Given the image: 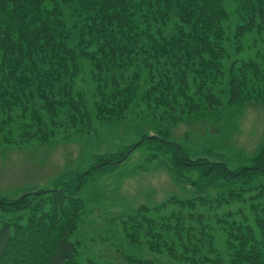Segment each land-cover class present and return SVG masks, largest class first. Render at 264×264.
I'll use <instances>...</instances> for the list:
<instances>
[{"label": "trees", "instance_id": "16d2710c", "mask_svg": "<svg viewBox=\"0 0 264 264\" xmlns=\"http://www.w3.org/2000/svg\"><path fill=\"white\" fill-rule=\"evenodd\" d=\"M231 1L235 41L264 29V0ZM228 22L225 0H0V144L49 143L59 130L69 138L73 130L89 132L95 119L114 125L158 107L176 125L219 110L224 90L227 105L264 99V58L231 60ZM187 140L148 132L125 151L96 153L71 181L17 198L0 194V264H98L80 263V242L71 239L84 212L79 191L90 174L112 171L143 143L154 150L149 161L167 160L177 178L195 170L205 189H222L226 194L215 195L219 207L250 193L251 218L231 220L237 208L223 211L227 239L218 252L206 239L214 217L207 198H170L140 205L121 222L129 240L140 242L142 235L149 249L193 262L264 264V142L240 154L232 169L191 153ZM153 262L132 258L130 264Z\"/></svg>", "mask_w": 264, "mask_h": 264}, {"label": "rangeland", "instance_id": "374dc122", "mask_svg": "<svg viewBox=\"0 0 264 264\" xmlns=\"http://www.w3.org/2000/svg\"><path fill=\"white\" fill-rule=\"evenodd\" d=\"M225 5L229 11L231 32L226 45L231 60L255 58L261 61L264 58V29L255 27L246 31L238 42L235 41L232 35L236 17L231 12L232 1L225 0ZM227 79L226 73L223 80L227 82ZM227 97L228 92L224 90V104L219 110L195 113V117L181 119L176 125H173V115L162 112L163 108L158 107L156 112L126 115L114 125L95 119L89 132L73 130L69 138L63 137L67 132L59 130L49 143L41 144L34 139L3 142L0 144V194L17 198L29 191L54 188L56 182L71 181L79 172L89 168L96 153L125 151L148 132L161 134L166 139L181 140L187 136L191 153L208 156L212 160L221 159L234 169L241 160L240 154H251L264 142V99L227 105ZM173 126L176 127L171 130ZM167 132L175 137L170 133L164 135ZM147 145L134 146V150L129 149L128 157L112 171L90 174L82 184L79 195L84 201V212L78 230L71 237L80 242V263L90 258L98 264H130L135 258L152 259L157 264H206L193 262L190 258L187 260L186 256L180 257L175 252L153 251L142 235L140 242L130 241L121 222L140 205L152 208L170 198L179 201L201 196L207 198L205 206H211L214 217L209 215L208 222L211 223L206 229L209 233L206 239L214 241L218 252L224 251L227 239V230L220 225L223 211L237 208V211L230 212L231 220L240 221L245 215L251 218L248 207L250 193L244 192L243 198L230 196V203L219 207L215 195L225 193L222 189H216L218 186L214 185L205 189V180H200L195 170L186 173L184 180L177 178L167 160L155 158L149 161L148 151L154 150ZM206 194L214 195L215 205ZM203 208L198 207V210ZM149 212L154 214L151 210Z\"/></svg>", "mask_w": 264, "mask_h": 264}]
</instances>
